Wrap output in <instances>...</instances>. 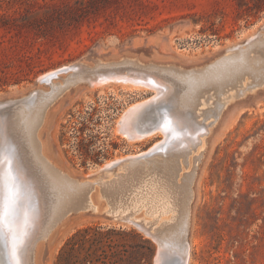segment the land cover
<instances>
[{
    "label": "rangeland",
    "instance_id": "obj_1",
    "mask_svg": "<svg viewBox=\"0 0 264 264\" xmlns=\"http://www.w3.org/2000/svg\"><path fill=\"white\" fill-rule=\"evenodd\" d=\"M263 4L264 0H0V100L12 102L0 108L7 119L6 142L0 128V167L6 156L13 163L15 150L25 155L11 113L31 95L50 90L53 83L64 84L70 73H82L98 61L201 67L227 47L242 45L259 32L264 36V7H258ZM155 97L156 90L131 83L65 87L49 104L39 131L43 154L71 175L92 177L105 164L114 167L124 157L150 155L151 147L153 153L168 152L183 140L182 134L168 130L129 138L133 129L140 130L139 119L155 123L159 108L165 117L172 116L173 103L162 102V94ZM145 102L135 114L136 124L131 120L126 130L125 113ZM198 133L203 147L195 168L199 187L191 208L186 263L264 264V84L229 100L218 117L201 122ZM190 166L181 164L177 183ZM3 189L2 184L0 223ZM46 201H41L38 220L45 215ZM93 224L131 228L150 240L149 264H154L153 238L131 224L87 210L68 213L53 239L37 242L34 264H54L64 240ZM5 237L0 234V264L8 263ZM144 250L132 237V252Z\"/></svg>",
    "mask_w": 264,
    "mask_h": 264
},
{
    "label": "bare ground",
    "instance_id": "obj_2",
    "mask_svg": "<svg viewBox=\"0 0 264 264\" xmlns=\"http://www.w3.org/2000/svg\"><path fill=\"white\" fill-rule=\"evenodd\" d=\"M124 68L129 69L125 71ZM77 72L75 75L70 73L64 84L55 86L56 83H53L50 90L36 92L12 110V128L19 133L29 167L21 159L12 163L9 156L4 158L0 167V187L7 185L13 194L11 202L2 200L4 206L1 213L3 225L6 231L9 230L11 248L23 243L27 227L31 235L39 225L38 215L45 197V218L39 226L43 241L53 239L70 211L87 210L123 222L126 219L141 221L158 232L177 253L187 255L191 208L199 187L195 168L203 147V138L199 137L198 130L207 117H218L229 100L264 84L263 32L251 36L242 45L227 47L222 55L201 67L184 69L172 64H140L136 60L123 59L98 61L82 73ZM116 83L150 87L156 90L155 98L159 94L162 97L173 95L170 99L174 105L170 113L172 116L166 115L157 128L158 121L144 124L145 119H139L136 126L140 130L133 129L129 138L141 139L157 131L166 133L167 127L173 134H182L180 142L184 145L178 146L180 142L177 141L165 153H153L155 147H151L148 150L150 155L124 157L115 167L106 171L97 170L92 177H77L54 165L43 154L39 136L52 100L70 85L82 84L93 89ZM174 91L175 94H171ZM145 104L137 103L125 113L122 122L126 130L131 120L132 125L136 124L135 114ZM0 114L1 135L6 142L7 119L3 112ZM164 138H168V133ZM181 164L191 166L182 173L177 183V171L181 169ZM42 191L45 193H40ZM103 199L104 202H101ZM184 264H187L186 261Z\"/></svg>",
    "mask_w": 264,
    "mask_h": 264
},
{
    "label": "trees",
    "instance_id": "obj_3",
    "mask_svg": "<svg viewBox=\"0 0 264 264\" xmlns=\"http://www.w3.org/2000/svg\"><path fill=\"white\" fill-rule=\"evenodd\" d=\"M132 237L144 251L132 252ZM151 254L150 240L131 228L93 224L76 229L64 240L54 264H149Z\"/></svg>",
    "mask_w": 264,
    "mask_h": 264
},
{
    "label": "water",
    "instance_id": "obj_4",
    "mask_svg": "<svg viewBox=\"0 0 264 264\" xmlns=\"http://www.w3.org/2000/svg\"><path fill=\"white\" fill-rule=\"evenodd\" d=\"M171 94H173V93H171ZM172 98L173 97L170 94H168V95L162 97V102L168 103V102H170V99H172ZM11 103H12L11 99L0 100V108L5 107V106H9ZM158 116L159 117L157 118L158 119L157 121L159 123L163 122V120L165 119V114L163 113L162 110H160V108H159ZM122 129H123V126H122ZM6 138H7V136H6ZM20 144L22 145V142H20ZM23 149H24V147H23ZM23 152L25 155H23L21 151L15 150V152H13V161L14 160L20 161V159H21V161L24 164H27V166L29 167V161H28V157L26 160L25 150ZM117 164H119V163H116L114 165V167ZM111 168H113V164H105L103 167H101L97 170L106 171V170H109ZM33 178L36 179V176H33ZM70 212L72 213V212H77V211H70ZM44 218H45V215L41 220H39V225H37L33 229V231L31 232V235L29 234L28 227H27V231L24 234L25 237L23 239V243L22 244H20V243L16 244L12 248L10 247L9 240H8V234L7 233H9V230L6 231L3 223L2 222L0 223V234L1 233L5 234L6 238H7V246H8V257H7L8 263L7 264H17V263L19 264L20 261L22 262V264H28V263L34 264L35 247H36L37 242L39 240H41L40 234H39V226H41L43 224ZM124 222L127 224H131V225L133 223V226L138 228L145 235L154 239V241L157 244L156 256L153 259L154 264H168L167 259H170V264H184L185 263L186 255L177 253L176 250L172 249L171 246L169 245V243L167 241H165L159 235L158 232L152 231L148 226L143 224L141 221H132V219H130V220L126 219ZM41 241H43V240H41ZM44 241H46V240H44ZM46 256H47V250L45 249L43 252V258H45Z\"/></svg>",
    "mask_w": 264,
    "mask_h": 264
},
{
    "label": "snow or ice",
    "instance_id": "obj_5",
    "mask_svg": "<svg viewBox=\"0 0 264 264\" xmlns=\"http://www.w3.org/2000/svg\"><path fill=\"white\" fill-rule=\"evenodd\" d=\"M165 119H166V117H165ZM165 131L167 132L168 131V128L166 127L165 128ZM3 195H4V199L6 200V201H9V202H11V200H12V191H11V188H9L7 185H5L4 186V192H3Z\"/></svg>",
    "mask_w": 264,
    "mask_h": 264
}]
</instances>
